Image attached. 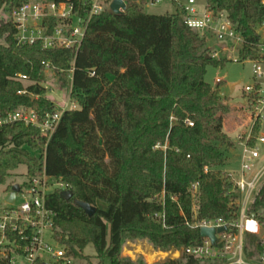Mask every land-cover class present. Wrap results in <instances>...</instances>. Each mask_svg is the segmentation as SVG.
I'll use <instances>...</instances> for the list:
<instances>
[{
    "label": "trees",
    "instance_id": "trees-1",
    "mask_svg": "<svg viewBox=\"0 0 264 264\" xmlns=\"http://www.w3.org/2000/svg\"><path fill=\"white\" fill-rule=\"evenodd\" d=\"M27 1L0 0V118L26 111L41 121L57 111L41 85L47 65L59 90H69L78 108L63 113L49 140L35 126L1 125L0 186L19 166L26 168L27 178L44 171L68 186L69 201L52 192L46 204L55 213L59 244L72 259L92 244L101 262L145 264L121 257L125 240L145 239L168 252L201 244L196 222L234 223L238 197L230 176L220 170L227 160L222 147H234L222 127L228 110L219 106L223 96L218 86L204 81L208 66L227 62L212 56L207 45L212 37L200 38L177 10L150 15L140 0H127L122 13L105 8L92 18L77 52L44 49L39 42L19 45L5 13ZM263 1L206 0L207 8L224 12L241 36L240 60L263 59L257 49ZM18 75L29 84L16 80ZM259 122L252 127L251 145ZM11 188L5 191L11 193ZM74 201L95 207L93 216ZM248 213L264 227V183ZM256 237L244 236L248 261L259 260ZM156 264L218 262L181 255Z\"/></svg>",
    "mask_w": 264,
    "mask_h": 264
},
{
    "label": "built area",
    "instance_id": "built-area-1",
    "mask_svg": "<svg viewBox=\"0 0 264 264\" xmlns=\"http://www.w3.org/2000/svg\"><path fill=\"white\" fill-rule=\"evenodd\" d=\"M111 2V1H110ZM110 2L106 0H30L18 8L7 12L6 16L15 27V39L19 45L41 43L44 49L65 48L77 52L82 44L87 28L93 17L99 15L105 8L109 9ZM153 0L152 3H157ZM264 5V1L262 2ZM184 23L198 33L200 38L210 35L220 44H243L241 36L227 19L224 12L213 13L207 8V3L198 8L195 0H187L182 6ZM55 21V25L50 22ZM258 54L264 57V42L257 45ZM47 70H51L48 65ZM255 83L245 87L244 91L253 98L257 105V113L251 128L245 136L238 138L239 171L230 176L232 192L237 195V220L227 225L222 220H203L196 222L193 228L218 229L226 227V231L215 235V243L201 238L196 246L182 249H172L164 252L168 259H178L181 255L217 261L218 264H249L244 255V236L246 234L260 236L262 226L257 219L248 213V208L254 196L264 183V163L260 165L259 145L264 144V137L257 136L251 145V130L256 120L262 119L264 111V84L259 80L264 76L260 62L257 61L252 69ZM91 75H93L91 73ZM16 80L24 82L26 76L18 75ZM217 83L221 80L217 79ZM77 104L70 100L62 106H57L53 114H46L39 121L34 113L14 111L0 118V126L23 123L35 126L47 140L55 132L65 111L76 110ZM189 126L192 123L187 122ZM49 177L42 172L41 177H28L26 186L20 187L19 193L23 202L19 207L8 204L0 211V260L6 264H72V258L66 255L63 246L56 241L54 231L55 213L47 207V196L54 188L60 191L69 190L67 185L56 182L49 184ZM54 180V179H53ZM197 183L190 187L192 195L197 191ZM49 188H53L50 193ZM60 192V193H61ZM261 252L259 261L264 262V237H261ZM54 243V244H53ZM163 254V253H162Z\"/></svg>",
    "mask_w": 264,
    "mask_h": 264
},
{
    "label": "rangeland",
    "instance_id": "rangeland-1",
    "mask_svg": "<svg viewBox=\"0 0 264 264\" xmlns=\"http://www.w3.org/2000/svg\"><path fill=\"white\" fill-rule=\"evenodd\" d=\"M143 5V10L146 14L150 15H165L172 14L176 10L182 13V6L186 5L187 0H157V3H152L153 0H140ZM198 8H201L205 4V0H195ZM176 2V3H175ZM176 5V6H175ZM176 9V10H175ZM6 16V13H5ZM261 41L264 42V24L257 29ZM208 47L212 49V56L216 59H225L227 62L222 67L208 66L206 69V74L204 81L209 84L212 88L218 86L220 95H223L220 107H225L228 110V116L230 121H228V126L226 132L229 133V139L232 142L239 133H245L249 130L252 124L255 113H257V105L253 99L248 95L244 89L247 86H253L255 79L253 78L252 69L255 62L259 61L261 68L264 72V57L262 60H240L239 51L241 49V44L236 43L230 44H220L214 39L208 40ZM224 46V47H223ZM222 79L223 83L220 82L217 85L216 80ZM261 84H264V76L259 80ZM23 84L27 86L29 83L24 81ZM41 85L47 89L46 98L49 99L56 106H62L64 102L67 101L69 90H59L56 84V77L52 70H46L41 77ZM262 119H260V127L258 130V135L264 137V111L262 114ZM231 118H233L231 120ZM252 119V121H251ZM231 121L238 122L239 128L230 133L233 130V125ZM232 126V127H231ZM257 135V136H258ZM243 137V136H242ZM234 144V143H233ZM260 149V165L264 163V144L259 145ZM222 151L226 157V164L220 168L222 172H229V174L234 175L239 171V146L233 148L222 147ZM33 154V153H32ZM41 175H36V177H41ZM26 168L24 166H19L15 171L11 172L10 176L7 178L6 184L0 186V211L6 208L8 204L6 199L8 194L5 189L8 185L14 186H24L26 185ZM56 180L52 178L49 179V184L55 186ZM53 188L47 190L48 193L52 191ZM61 188H54L53 192H61ZM23 202V198L17 195L13 207H19ZM264 237V227H262V233L257 239ZM54 244V243H53ZM249 249H252L249 246ZM163 253V254H162ZM121 257L123 259H129L131 261H143L145 264H156L162 263L169 256L164 255V251L154 248L149 241L145 239H127L121 249ZM248 261L247 259H245ZM249 264H264V262L253 261L248 262ZM72 264H110L108 259H103L102 262L97 258L95 248L92 244H88L82 250V256L76 259H72Z\"/></svg>",
    "mask_w": 264,
    "mask_h": 264
},
{
    "label": "water",
    "instance_id": "water-1",
    "mask_svg": "<svg viewBox=\"0 0 264 264\" xmlns=\"http://www.w3.org/2000/svg\"><path fill=\"white\" fill-rule=\"evenodd\" d=\"M127 0H111L110 5H109V10L113 14H120L126 9V2ZM208 58V56H207ZM20 187L18 185H14L11 188V193L8 195L6 199L7 204H12L15 201V196L17 193H19ZM61 199L65 201H69L72 198V192L70 190L63 191L60 193ZM74 204L82 209V211L87 215L89 218L93 216L95 213L96 208L93 206H90L86 203L80 202V201H74ZM226 231V227H220L218 229H213V228H201L199 230V235L201 238H207L210 240L212 244L215 243V235L216 234H221ZM56 241H59V238L56 237Z\"/></svg>",
    "mask_w": 264,
    "mask_h": 264
},
{
    "label": "crops",
    "instance_id": "crops-1",
    "mask_svg": "<svg viewBox=\"0 0 264 264\" xmlns=\"http://www.w3.org/2000/svg\"><path fill=\"white\" fill-rule=\"evenodd\" d=\"M176 3V2H175ZM176 6V5H175ZM176 10V9H175ZM173 14V13H172ZM257 33H258V31H257ZM259 34V33H258ZM261 41V40H260ZM224 47V46H223ZM221 80V83H223V80L222 79H220ZM217 83V82H216ZM219 83H217V85H218ZM223 96V95H222ZM211 114H213V116L214 117H216V116H218L216 113H211ZM229 115V114H228ZM227 115V116H228ZM233 118H231V120H232ZM228 121H230L229 120V118H227L226 116H224L223 117V119H222V127H223V131L227 134V136H229V133H227L226 132V128H227V126H228ZM251 121H252V119H251ZM231 124H234L233 126V130H231V132L230 133H233V132H235L238 128H239V125H238V122H232L231 121ZM252 125V124H251ZM251 125H250V128H251ZM232 127V126H231ZM250 128H249V130H250ZM249 130L247 131V132H245V133H238L237 134V136H236V138L234 139V140H232V142L235 144V146H238V138L239 137H241V136H245V134H247L248 132H249ZM225 172V171H224ZM225 173H229V172H225ZM10 194V193H9ZM8 194V195H9ZM248 262H253V261H248Z\"/></svg>",
    "mask_w": 264,
    "mask_h": 264
}]
</instances>
